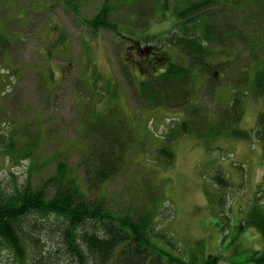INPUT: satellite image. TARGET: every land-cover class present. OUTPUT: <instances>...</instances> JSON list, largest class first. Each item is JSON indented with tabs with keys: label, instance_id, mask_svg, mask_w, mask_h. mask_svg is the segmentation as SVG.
Masks as SVG:
<instances>
[{
	"label": "rangeland",
	"instance_id": "374dc122",
	"mask_svg": "<svg viewBox=\"0 0 264 264\" xmlns=\"http://www.w3.org/2000/svg\"><path fill=\"white\" fill-rule=\"evenodd\" d=\"M110 1L116 7L111 15L117 23L116 34L107 28L93 30L75 13L78 3L81 17L92 18L104 0H0V184L11 190L30 178L39 185L55 171L59 160L81 165L91 176L97 168L120 158L118 172L102 187L97 185L93 199L105 196L118 212L129 208L141 212L153 205L154 240L166 252L190 254L193 260L201 261L207 254L215 255L219 264H257L264 244L254 248L257 241L244 230L240 238L221 243L218 248L208 247L238 216L244 215L241 222L252 217L254 205L249 209V202L242 203V198L256 195L264 205V190L255 187L262 143L256 137L239 138L230 128L213 139L187 134L167 142L176 123L168 122V118L181 115L180 119H185L187 113L180 109L162 114L139 104L135 83L120 72V61L131 40L159 39L153 52H169L166 37L175 26L180 2ZM166 3L163 12L157 8ZM235 45L238 65L230 61L213 66L218 76L213 82L218 85V97L206 91L211 80L196 85L193 100L201 101L211 115L230 106L233 88H246L241 68L253 59L237 39ZM137 59L134 57L132 62ZM263 109L264 103L250 93L237 127L252 130ZM164 122L167 125L160 128ZM102 123L108 126L99 129ZM120 123L126 129L117 137ZM113 142L120 144L116 152L108 148ZM199 144L203 147L196 146ZM165 145L174 152L170 165L166 164L169 155L158 152ZM26 149L30 156H21ZM105 150L110 151L101 161L98 157ZM196 153L206 155L208 166L198 169L201 164L198 156L194 157ZM224 163L231 165L233 178L222 168L219 172L242 190L237 199L230 189L238 188L220 186L212 176L202 178L209 168ZM49 233L37 232L44 239L42 244L53 248L54 260L50 263L70 264L66 254H57L63 247ZM204 235L206 242L200 238ZM3 249L0 264H12V254ZM162 261L169 263V256L165 254Z\"/></svg>",
	"mask_w": 264,
	"mask_h": 264
},
{
	"label": "trees",
	"instance_id": "16d2710c",
	"mask_svg": "<svg viewBox=\"0 0 264 264\" xmlns=\"http://www.w3.org/2000/svg\"><path fill=\"white\" fill-rule=\"evenodd\" d=\"M178 1L177 20L166 37L169 52H153L159 39L146 42L131 40L130 48L121 58L119 71L135 83L136 94L141 101L139 104L162 114L185 110V119H180L181 115L170 117V121L175 120L176 123L170 129L167 142L187 134L216 138L230 128L239 138L251 140L256 137L264 149V109L252 130L237 127L244 115L245 99L250 93L254 94V99L264 103V0ZM75 4V13L88 27L95 31L107 28L116 34L117 23L111 17L116 9L114 2L104 0L92 18H82L81 5ZM167 5H157V8L163 11ZM240 24L243 27H239ZM236 39L243 44V49L250 51L253 59L241 68L242 83L246 88H233L230 106L222 107L221 111L211 115L201 101L193 100L196 85H204L205 81L211 80L206 91L218 97V85L213 83L218 76L213 66L230 61L239 64L235 60L238 50ZM128 56L138 59L132 62L133 58ZM107 126L102 123L99 129ZM124 126L120 123L117 137L124 135ZM119 146L113 142L112 148L110 143L108 148L116 152ZM8 149L16 152L12 147L5 150ZM27 151L21 156H30L31 152ZM109 151H103L98 158L102 161ZM158 152L163 156L169 155L167 165L172 163L174 152L168 146L160 147ZM119 160L97 168L91 176L81 165L59 160L55 171L39 185L30 178L11 190L0 184V252L3 248L8 250L13 256L12 264H51L54 251L42 244L44 239L37 234L40 230L48 235L52 232L51 238L55 236L63 247L57 254H66L70 264H163L165 254L170 259L167 264H217L218 256L215 255L193 262L163 250L154 240L156 216L153 205L141 212L130 208L126 212H118L109 205L105 196L93 199L92 192L97 185L102 187L118 172ZM203 166L208 165L204 162ZM213 180L223 187L231 184L220 172L215 173ZM252 211L248 221L257 226L264 237V205L257 204ZM32 218L36 221L31 222ZM257 264H264V250Z\"/></svg>",
	"mask_w": 264,
	"mask_h": 264
},
{
	"label": "crops",
	"instance_id": "0c3cea01",
	"mask_svg": "<svg viewBox=\"0 0 264 264\" xmlns=\"http://www.w3.org/2000/svg\"><path fill=\"white\" fill-rule=\"evenodd\" d=\"M197 147H203L202 145H196ZM232 154V153H231ZM260 157V164L258 165V168L256 170V181H255V187L257 188V191L259 188L264 187V154L263 151H260L259 154ZM198 156L199 160L198 162L201 164V166L198 168L200 169L203 166V163L205 162V154H198L196 153L194 157ZM222 168L225 175L230 176V178H233V174L231 173L230 169L232 168L230 164L224 163L222 166H214L213 168H209L206 173L213 174L216 170L220 171ZM239 173L244 177L245 174L244 170L241 168L239 169ZM205 174V173H204ZM203 174L202 178H205V175ZM233 184V183H232ZM233 187H236L233 185ZM238 188V187H236ZM256 191V193H257ZM230 192L234 195V198H238L242 193V190L238 188V191H235L234 189H230ZM252 196V199H251ZM242 203L249 202V209H251L254 205V207L258 204L256 195L249 194L247 195V198H242ZM241 218H245L244 215L238 216L236 220L231 221L229 224L224 227V231L220 236L214 239L213 244L209 246L208 248H218L220 244H226L229 242V240H232L234 238H240L239 233L244 230L246 233L250 234L253 240L256 242L254 245V248H259L262 244H264V237L263 234L259 231V229H256L255 226L251 225L248 220H245L241 222ZM201 239H204L205 242L208 241V238L206 235L200 236Z\"/></svg>",
	"mask_w": 264,
	"mask_h": 264
},
{
	"label": "bare ground",
	"instance_id": "6f19581e",
	"mask_svg": "<svg viewBox=\"0 0 264 264\" xmlns=\"http://www.w3.org/2000/svg\"><path fill=\"white\" fill-rule=\"evenodd\" d=\"M67 4V3H66ZM213 139V138H212Z\"/></svg>",
	"mask_w": 264,
	"mask_h": 264
}]
</instances>
